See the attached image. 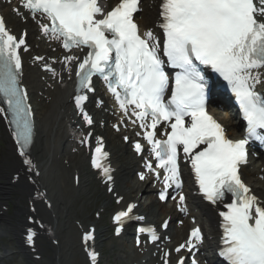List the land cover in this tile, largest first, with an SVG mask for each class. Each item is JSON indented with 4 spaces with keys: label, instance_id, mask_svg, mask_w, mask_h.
Listing matches in <instances>:
<instances>
[{
    "label": "snow or ice",
    "instance_id": "6c2138e0",
    "mask_svg": "<svg viewBox=\"0 0 264 264\" xmlns=\"http://www.w3.org/2000/svg\"><path fill=\"white\" fill-rule=\"evenodd\" d=\"M258 3L259 7L254 0H159L157 27L162 36L138 23L142 0H118L110 10L107 0H20L14 9L70 53L63 63L69 78L71 65H76L74 102L87 125H92L93 119L85 111L89 97L84 93L95 92L93 77L103 80L122 113L121 123L127 117L142 130L136 135H142L156 160L155 168L147 160L145 168L157 180L161 177L157 169L163 170L160 200L166 201L169 189L179 190L171 199L184 213L180 152L190 160L203 198L213 205L223 203L226 209L219 212V256L225 264H264V200L252 193L240 174L241 166L248 162L249 142L264 144V0ZM25 35L17 37L0 17V101L6 105L0 107V116L7 120L17 151L32 171L35 165L29 149L34 142V111L22 83V52L29 50ZM74 50H86V54L81 59ZM33 59L43 61L44 57ZM199 65L219 74L234 94L246 122L242 139H230L224 126L209 114L208 84ZM166 66L175 70L174 76ZM102 104L97 100L98 107ZM113 127L119 131L117 125ZM161 128L165 130L161 132ZM92 135L84 134L80 142L90 144ZM95 139L92 167L100 170L108 191L113 192L112 169L101 162L108 153L102 150V138ZM133 148L137 154L144 151L140 142ZM139 178L147 179L143 173ZM122 199L118 197L117 203ZM135 207L129 204L114 215L117 235L126 220L144 219L131 215ZM29 221L40 223L32 217ZM168 224L165 220L162 227ZM137 231V245L140 233L147 232L153 243L160 239L152 228ZM94 233L90 229L82 236L90 264H98V253L89 244L95 241ZM36 235L33 228L27 229L26 243L33 250ZM202 243L201 228L193 227L175 251L187 250L191 264H199L195 253ZM169 256L168 251L163 252L164 264H170ZM177 264H187L186 257L181 256Z\"/></svg>",
    "mask_w": 264,
    "mask_h": 264
},
{
    "label": "bare ground",
    "instance_id": "6f19581e",
    "mask_svg": "<svg viewBox=\"0 0 264 264\" xmlns=\"http://www.w3.org/2000/svg\"><path fill=\"white\" fill-rule=\"evenodd\" d=\"M40 89H41L40 90L41 93L45 94L46 97H48L52 92L50 88L44 89L43 87H40ZM54 89H55L54 93L62 92L67 95L69 92L68 88L58 89L57 85L54 86ZM66 99L67 98L58 99L56 102H53L51 106H41L39 109H40V114L42 116V119L40 123L38 124L40 128L39 135L41 137L43 136L38 143L39 149H40L39 155H40V160L42 162V165L44 166L43 168L44 172L46 173L47 183L49 186L48 188H50V194L51 196L54 197V200L57 203V207L60 209V211L57 214V218L58 219L62 218V219H65L66 221L64 228H67V232L61 238L64 241L62 242L63 243L62 246L64 247L62 249L63 256H65V253L67 256L68 250L75 251V252H80V250L77 248V244L79 243V241L75 239L76 234H73L74 233L72 231L73 228H71V224H69L68 221L66 220V216H64L65 213L62 211L63 210L62 208L68 209L69 214L67 215H73V217L75 218L76 217L74 216L76 213L75 209L80 208V210L85 212V209L91 206L89 203L90 201H92V197H93L92 194H94L95 197L104 195L105 196L104 199H101V196L98 198V200H100L101 203H106L110 199V195H107L102 188L100 187L97 188L95 187V185H93L95 181L98 183V181L96 180L97 175H91L89 177L88 174H82V176L80 177L81 187L78 188L79 192L77 193L76 188L73 187V184L71 185V183L69 184L66 180H64L66 178L65 173L67 172V170L64 167H61V163H58V165L61 168L58 171L55 164L53 165L51 164V162H53V159L47 157V150L45 148V142L47 143V139L51 138L53 133L64 131V120L65 118H68L71 114V111L68 110L69 108H71V105H65ZM59 123L62 124V126ZM229 123L232 124V122H229ZM95 130L97 133L104 134V136H106L107 139H109L110 143L112 144L110 145V147L114 154V157H113L114 162L116 166H118L117 175L120 177V180H121V183H119V185L120 187H124V192L126 193L128 197L134 196L135 194L139 192L141 186L137 187V185H140V184L135 181V178L132 172L133 166H132V162L130 161V157L128 155L127 149L123 147L121 143L116 144L115 142L116 145L115 144L113 145L111 138H109L111 134H108L106 130L101 131L97 128ZM61 143H62V140L56 139L55 141L56 155L55 156L59 155L60 158H62L64 155L63 150H60ZM79 159L83 161L82 156H79ZM70 161L73 163L71 165H74L77 169H79V167H77L75 163L74 158H70ZM0 167L1 169H4V170H8L12 168V166L9 168L3 165H1ZM72 182H73V179H72ZM250 183L254 187L255 194L264 200V182L260 183L257 180L252 179L250 180ZM118 192L120 193L121 189H119ZM85 194L86 195L89 194L91 196V200L87 199L86 197L84 198L83 196ZM75 200H82V202L80 203V206L74 207ZM137 212L142 215H145L146 217H149L151 220H155L156 222L164 216V212L160 208L153 207L151 200H148V199H146L142 204L139 205ZM204 214L206 215L207 211H204ZM16 220H17V226L15 225L16 221L0 223V231H3L6 229L8 233L13 234L14 236L17 237L18 236L17 231H19L20 229L19 227L23 225V221L21 220V218H17ZM60 228H62V226H60ZM105 231H106V228L104 227H101L100 229H98L99 239L102 238ZM130 231H132V229ZM70 232L74 235V237L69 234ZM169 234L171 237L177 240L178 237L176 234H174L173 232H169ZM100 245H101V241L98 242V246ZM120 247H121V252L123 253L121 257H129L130 259L135 260V262H138V264H143L138 259L137 255L139 254L136 253L137 248H132V253H131L126 243L121 244ZM4 254H6V251ZM135 256L137 257L136 259H135ZM3 257L5 258L7 256L3 255ZM77 260L80 262V263L78 262L79 264H87V262L85 261L81 253H80L79 258H77ZM154 263L155 261H150L149 264H154Z\"/></svg>",
    "mask_w": 264,
    "mask_h": 264
},
{
    "label": "rangeland",
    "instance_id": "374dc122",
    "mask_svg": "<svg viewBox=\"0 0 264 264\" xmlns=\"http://www.w3.org/2000/svg\"><path fill=\"white\" fill-rule=\"evenodd\" d=\"M3 235L0 236V243L3 244V251L6 249L8 254H13L6 258V264H24L23 260L21 259L20 254L18 253V244L14 242L6 233H2ZM118 248L119 245L114 247L112 252H109L110 248L107 246V242L104 241L103 245V252H104V262L103 264H125L122 259H120L118 255Z\"/></svg>",
    "mask_w": 264,
    "mask_h": 264
}]
</instances>
